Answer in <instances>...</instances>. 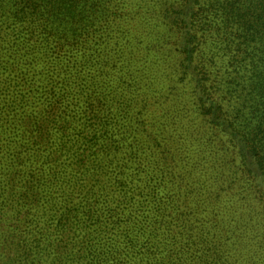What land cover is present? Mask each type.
Segmentation results:
<instances>
[{
    "label": "trees",
    "instance_id": "1",
    "mask_svg": "<svg viewBox=\"0 0 264 264\" xmlns=\"http://www.w3.org/2000/svg\"><path fill=\"white\" fill-rule=\"evenodd\" d=\"M0 264H264V0H0Z\"/></svg>",
    "mask_w": 264,
    "mask_h": 264
}]
</instances>
